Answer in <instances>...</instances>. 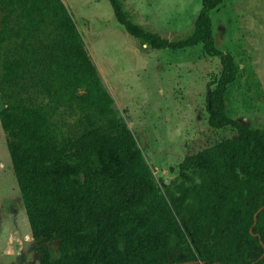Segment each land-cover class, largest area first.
Segmentation results:
<instances>
[{
	"label": "trees",
	"instance_id": "16d2710c",
	"mask_svg": "<svg viewBox=\"0 0 264 264\" xmlns=\"http://www.w3.org/2000/svg\"><path fill=\"white\" fill-rule=\"evenodd\" d=\"M199 1L192 30L167 39L108 0L145 45L200 44L219 62L206 120L235 135L185 154L159 186L62 2L0 0V127L39 264H264V128L228 118L238 70L208 15L222 0Z\"/></svg>",
	"mask_w": 264,
	"mask_h": 264
},
{
	"label": "rangeland",
	"instance_id": "374dc122",
	"mask_svg": "<svg viewBox=\"0 0 264 264\" xmlns=\"http://www.w3.org/2000/svg\"><path fill=\"white\" fill-rule=\"evenodd\" d=\"M60 1L157 185L174 180L185 154L235 135L233 128L214 129L206 120V85L218 74L216 56L204 55L200 44L145 45L124 31L108 0ZM122 1L133 22L167 39L188 34L200 8L199 0ZM208 15L216 47L234 57L238 70L226 86L228 118L264 128V0H222ZM47 245L54 255L56 241ZM38 262L0 127V264Z\"/></svg>",
	"mask_w": 264,
	"mask_h": 264
},
{
	"label": "water",
	"instance_id": "95a60500",
	"mask_svg": "<svg viewBox=\"0 0 264 264\" xmlns=\"http://www.w3.org/2000/svg\"><path fill=\"white\" fill-rule=\"evenodd\" d=\"M258 210H260V208L258 209ZM256 213V212H255ZM255 213H254V215H253V222H254V220H255ZM250 231V230H249ZM262 245V244H261ZM262 249L264 250V246L262 245ZM197 261H183V262H172V263H169V264H195Z\"/></svg>",
	"mask_w": 264,
	"mask_h": 264
},
{
	"label": "crops",
	"instance_id": "0c3cea01",
	"mask_svg": "<svg viewBox=\"0 0 264 264\" xmlns=\"http://www.w3.org/2000/svg\"><path fill=\"white\" fill-rule=\"evenodd\" d=\"M212 41H213V45L216 47L215 42H214L213 35H212ZM216 48H217V47H216ZM232 58H233V57H232ZM233 61H234V59H233Z\"/></svg>",
	"mask_w": 264,
	"mask_h": 264
}]
</instances>
